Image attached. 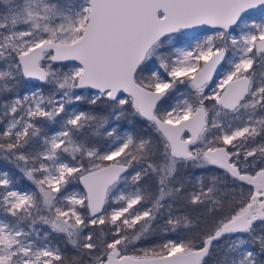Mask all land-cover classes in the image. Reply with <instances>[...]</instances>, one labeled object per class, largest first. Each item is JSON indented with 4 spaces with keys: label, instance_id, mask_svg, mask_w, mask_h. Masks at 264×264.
<instances>
[{
    "label": "snow or ice",
    "instance_id": "1",
    "mask_svg": "<svg viewBox=\"0 0 264 264\" xmlns=\"http://www.w3.org/2000/svg\"><path fill=\"white\" fill-rule=\"evenodd\" d=\"M0 264H264V0H0Z\"/></svg>",
    "mask_w": 264,
    "mask_h": 264
},
{
    "label": "rangeland",
    "instance_id": "2",
    "mask_svg": "<svg viewBox=\"0 0 264 264\" xmlns=\"http://www.w3.org/2000/svg\"><path fill=\"white\" fill-rule=\"evenodd\" d=\"M193 171H195V172H197V173H198V172H200V171H202V170H199V169H197V170H193Z\"/></svg>",
    "mask_w": 264,
    "mask_h": 264
}]
</instances>
